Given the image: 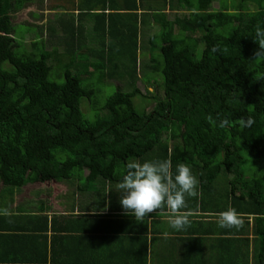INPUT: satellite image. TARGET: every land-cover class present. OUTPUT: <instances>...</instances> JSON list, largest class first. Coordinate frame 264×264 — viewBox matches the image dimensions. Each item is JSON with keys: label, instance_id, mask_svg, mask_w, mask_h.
I'll use <instances>...</instances> for the list:
<instances>
[{"label": "trees", "instance_id": "obj_1", "mask_svg": "<svg viewBox=\"0 0 264 264\" xmlns=\"http://www.w3.org/2000/svg\"><path fill=\"white\" fill-rule=\"evenodd\" d=\"M48 1L0 0V208L26 185L118 186L128 162L171 160L232 187L225 202L264 212V57L251 36L264 0ZM25 8L54 17L16 25Z\"/></svg>", "mask_w": 264, "mask_h": 264}, {"label": "crops", "instance_id": "obj_2", "mask_svg": "<svg viewBox=\"0 0 264 264\" xmlns=\"http://www.w3.org/2000/svg\"><path fill=\"white\" fill-rule=\"evenodd\" d=\"M198 179L199 196L181 210L191 221L185 230L171 227L167 207L143 221L126 215L112 182L27 185L0 208V264H262L264 212L248 214V205L224 201L232 187ZM228 208L242 229L218 226Z\"/></svg>", "mask_w": 264, "mask_h": 264}, {"label": "clouds", "instance_id": "obj_3", "mask_svg": "<svg viewBox=\"0 0 264 264\" xmlns=\"http://www.w3.org/2000/svg\"><path fill=\"white\" fill-rule=\"evenodd\" d=\"M140 13L138 11L139 15ZM251 36L260 46L256 57H264V29L257 28ZM209 123L213 127L217 126V120L211 117ZM253 123L252 117H242L239 120L241 128L251 127ZM229 124L227 118L219 119V127ZM198 178H202L201 174L194 173L186 164H178L174 171L171 160H147L143 163L131 161L127 163L125 174L115 191L120 193V204L126 215L143 221L149 218L150 213L167 207L173 214L169 219L171 227L185 230L191 221L181 210L187 207V198L199 196ZM218 226L239 230L244 227V219L235 209L228 208L220 214Z\"/></svg>", "mask_w": 264, "mask_h": 264}, {"label": "rangeland", "instance_id": "obj_4", "mask_svg": "<svg viewBox=\"0 0 264 264\" xmlns=\"http://www.w3.org/2000/svg\"><path fill=\"white\" fill-rule=\"evenodd\" d=\"M52 1H53V0H52ZM52 1L49 0V1H48V5H50V3H51ZM43 2H44V5H45L46 0H43ZM219 7H220V5H218L217 2H216V4H214V5L211 6V9H215V8H219ZM33 9H34V7H33ZM165 9L167 10V12L172 13V12L168 11V6L163 8L162 13L165 12ZM26 10H27V8H25L24 11L26 12ZM59 11H60V14H61V13H64V14H65V9L60 8ZM141 11H148V10H141ZM22 12H23V11H22ZM22 12L20 13V11H19L18 14H22ZM32 12H33V10H30V11L27 12V13H23V16H21L20 19H19V18L15 19L14 23H15L16 25H18V24H19V25H21V24H22V25H25V24L28 22V19H29V18H32V16H33V15H32ZM35 12H37V11H35ZM70 12H71V11H70ZM70 12L68 11V13H70ZM37 13H39V12H37ZM18 14H17V15H18ZM53 17H54V12L45 13V14H44V18H45V20H44V22H42L41 15H39V23H41V24H43V25H46L47 22H48L51 18H53ZM22 27H24V26H21L20 29H21ZM152 27H153L152 30H149V28H147L146 30H144L146 40L148 39V37L150 38V37H152V36H154V35H157V36L159 35V33H157L158 30H159V26H158V24H155V23L153 22ZM142 29H143V26H142ZM27 35H28V36H27V37H28L27 42L29 43L30 40L34 37L35 32H29V33H27ZM147 41H148V40H147ZM159 42H160L159 39H157V44H159ZM142 43H143V41H142ZM138 59H139V62H138V71H137L138 76H137V79H136V80H137V84H138V86L142 89V92H143L144 94H147L148 92H156L154 86H149V87H148V85H146V84L142 81V78H141V77L143 76V72H144L143 64H144L145 62H148V61H149L146 52L143 51V48H142L141 53L138 54ZM131 68H133L132 65H131ZM116 80H117V79H116ZM159 81H160V80H159ZM117 83H120V82H117ZM147 88H148V90H147ZM114 89H115V88L111 89V90L109 91V93L113 92ZM149 106H151V108L153 107L151 102H149ZM86 173H87V172H86ZM26 186H27V185H26ZM24 187H25V186H24ZM24 187H22V188H24ZM22 188H21V189H22ZM2 190H3V188H1L0 191H2ZM33 192H35V190H33ZM23 194H24V193H23ZM10 198H11L10 193H7V194L5 195V197H4V205H7V204L9 203V202L6 203V200H10Z\"/></svg>", "mask_w": 264, "mask_h": 264}, {"label": "flooded vegetation", "instance_id": "obj_5", "mask_svg": "<svg viewBox=\"0 0 264 264\" xmlns=\"http://www.w3.org/2000/svg\"><path fill=\"white\" fill-rule=\"evenodd\" d=\"M29 9H30V8H29ZM24 10H25V9H24ZM24 10H21V11H20V13H21L22 11H23V12H22V14H18V15H17V18L20 19V17L23 16V13H27V12L30 11V10L27 9L26 12H25ZM44 20H45V19H43L42 22H44ZM28 21L31 22V23H35V22H36V23H37V22L39 23L38 20L35 21L33 18H29ZM24 190H25V189H24ZM26 190H27V189H26ZM23 193H24V192H23ZM23 193H22L20 196H18L20 199H26L27 197H29V191H26L24 194H23Z\"/></svg>", "mask_w": 264, "mask_h": 264}, {"label": "water", "instance_id": "obj_6", "mask_svg": "<svg viewBox=\"0 0 264 264\" xmlns=\"http://www.w3.org/2000/svg\"><path fill=\"white\" fill-rule=\"evenodd\" d=\"M29 10V9H28Z\"/></svg>", "mask_w": 264, "mask_h": 264}]
</instances>
